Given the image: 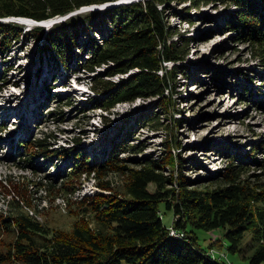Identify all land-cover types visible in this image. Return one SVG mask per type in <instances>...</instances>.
<instances>
[{
  "label": "rangeland",
  "instance_id": "rangeland-1",
  "mask_svg": "<svg viewBox=\"0 0 264 264\" xmlns=\"http://www.w3.org/2000/svg\"><path fill=\"white\" fill-rule=\"evenodd\" d=\"M129 1L85 5L38 23L13 16L0 17V22H17L24 32L34 25L48 30L69 16ZM234 10L220 4L199 8H190L188 2L167 5L169 25L190 37L187 54L180 62L186 74L176 78L173 106L167 110L158 109L155 97L118 101L107 110L101 107L108 91L94 92V78L118 83L135 69L107 76L109 64L93 71L83 68L79 58L87 56L81 48L88 41L83 32L78 36L79 48H74L78 57L67 67L56 61L50 50L40 48L42 38L33 40L23 32L11 41L6 51H0V211L7 215L13 206L8 203L19 200L24 211L53 230L69 233L76 222L97 227L96 213L88 206L91 198L110 192L123 196L127 173L118 167H135L148 159L163 165L161 171L174 179L181 173L189 184L215 185V176L231 158H239L264 142V65L251 56L252 51L257 52L251 44L236 40L235 32L226 30L225 17ZM186 15L190 23L183 20ZM109 29V22L99 20L87 33L101 40ZM170 39L179 41V35ZM170 65L166 63V68ZM246 77L254 81L249 83ZM156 116L159 125L152 119ZM38 139L44 140L45 153L36 150ZM109 152L111 158L117 154V162L112 160L107 171L96 173L97 164ZM249 157L264 158V149H256L255 157ZM240 158L246 161L244 175L262 171L253 160ZM70 171L74 173L64 176ZM102 183L106 189L100 188ZM159 207L163 224L171 225L173 208L163 203ZM193 229L201 246L220 238L213 245L215 250H222V242L231 262L250 264L254 247L249 232L238 250L228 251L225 229ZM12 239L13 232L3 226L0 249Z\"/></svg>",
  "mask_w": 264,
  "mask_h": 264
},
{
  "label": "trees",
  "instance_id": "trees-1",
  "mask_svg": "<svg viewBox=\"0 0 264 264\" xmlns=\"http://www.w3.org/2000/svg\"><path fill=\"white\" fill-rule=\"evenodd\" d=\"M112 1L115 0H0V17L42 20L65 15L81 6ZM170 2H188L190 8L216 4L233 6L235 10L225 17L226 30H233L236 40L251 44L257 51H252L251 56L264 65V0H136L69 16L48 30L34 25L27 32L17 22L3 21L0 22V51H6L11 41L18 40L24 32L33 40L42 38L40 48L50 50L54 59L67 67L71 59L78 57L74 48H79L77 40L83 32L88 36L81 48L87 51V56L79 58L83 68L93 71L95 67L109 64L107 76L135 69L118 83L94 78L91 83L94 92L110 91L101 107L107 110L118 101L155 97L159 100L158 109L167 110L173 106L171 95L176 78L186 74L180 62L187 54L190 39L169 25L166 10ZM258 2L262 4L260 10ZM99 20L110 25L101 40L87 33L88 29H95ZM183 20L192 21L189 15ZM174 34L179 35V41L170 39ZM166 63H171L169 68ZM246 78L249 83L254 81ZM152 119L156 125L161 124L159 116ZM43 141L38 139L34 143L36 150L45 153ZM261 148L264 149V142L239 158H231L215 176L217 183L212 186L189 184L190 180L181 173L174 179L163 173L160 169L163 165L152 159L140 161L135 167H118L127 173L124 195L95 194L88 206L96 213L97 227L76 222L66 234L51 229L24 211L19 200H11L8 204L13 203V206L7 215L0 211V230L4 226L13 232V239L0 249V264H121L122 261L129 264H234L227 258L222 242V250L213 248L220 238H214L203 247L198 244L193 228L225 229L228 251L238 250L241 239L249 232L254 247L249 262L259 264L264 260V158L249 159V155L255 157L256 149ZM243 156L253 160L251 162L262 171L244 175L246 161L240 158ZM112 160H116L112 163L117 162V154L111 158L109 152L101 164H97L96 173L107 171ZM76 169L81 170L79 166ZM73 173L70 171L64 176ZM106 186L100 184L101 189ZM161 203L173 208L175 218L171 225L165 226L162 222Z\"/></svg>",
  "mask_w": 264,
  "mask_h": 264
},
{
  "label": "water",
  "instance_id": "water-1",
  "mask_svg": "<svg viewBox=\"0 0 264 264\" xmlns=\"http://www.w3.org/2000/svg\"><path fill=\"white\" fill-rule=\"evenodd\" d=\"M131 1H136V0H130L129 2H131ZM113 5V4H112ZM12 18V17H11ZM13 18H17V19H26V20H29V21H33V22H37L38 20H34V19H32V18H27V17H13ZM38 23V22H37Z\"/></svg>",
  "mask_w": 264,
  "mask_h": 264
},
{
  "label": "bare ground",
  "instance_id": "bare-ground-1",
  "mask_svg": "<svg viewBox=\"0 0 264 264\" xmlns=\"http://www.w3.org/2000/svg\"><path fill=\"white\" fill-rule=\"evenodd\" d=\"M46 21H47V20H46ZM46 21H44V22L46 23ZM26 23H30V21H26ZM46 24H50V23L47 22ZM44 26H45V25H44ZM172 233H173V232H172Z\"/></svg>",
  "mask_w": 264,
  "mask_h": 264
},
{
  "label": "built area",
  "instance_id": "built-area-1",
  "mask_svg": "<svg viewBox=\"0 0 264 264\" xmlns=\"http://www.w3.org/2000/svg\"><path fill=\"white\" fill-rule=\"evenodd\" d=\"M170 232H174V229L172 227H170ZM228 264H230V263H228Z\"/></svg>",
  "mask_w": 264,
  "mask_h": 264
}]
</instances>
